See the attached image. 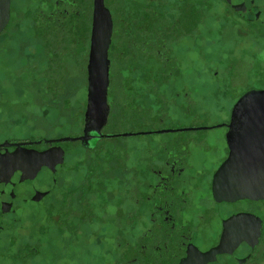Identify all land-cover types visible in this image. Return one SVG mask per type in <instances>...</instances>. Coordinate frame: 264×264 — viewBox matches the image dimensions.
Masks as SVG:
<instances>
[{
  "label": "flooded vegetation",
  "instance_id": "flooded-vegetation-1",
  "mask_svg": "<svg viewBox=\"0 0 264 264\" xmlns=\"http://www.w3.org/2000/svg\"><path fill=\"white\" fill-rule=\"evenodd\" d=\"M102 1L108 112L85 141L61 138L85 134L95 0L0 10V264H264V194L252 193L264 163L252 114L233 112L264 89V0ZM206 23L231 45L207 69ZM77 56L83 84L66 67ZM16 65L29 95L1 90ZM205 72L231 103L224 114L201 107Z\"/></svg>",
  "mask_w": 264,
  "mask_h": 264
},
{
  "label": "water",
  "instance_id": "water-1",
  "mask_svg": "<svg viewBox=\"0 0 264 264\" xmlns=\"http://www.w3.org/2000/svg\"><path fill=\"white\" fill-rule=\"evenodd\" d=\"M4 7L8 11L9 0H5L4 3L3 0H0V10ZM7 16V12L4 16L0 15V28L6 23ZM92 32V46L87 65L88 105L84 127L85 134L80 137L67 136L61 138V140L80 138L85 141L90 127L93 128L96 122L98 123L97 127H100L106 120L108 112L106 98L110 64L108 46L111 41L112 21L110 13L104 7L102 0H95ZM233 112L252 114V117L249 119L253 122V160L264 163V139L262 145L258 142L259 137L263 136L264 138V89H252L246 92L234 105ZM257 174V171L254 169V176ZM252 193L253 195L264 194V182H260L259 184L253 182Z\"/></svg>",
  "mask_w": 264,
  "mask_h": 264
},
{
  "label": "rangeland",
  "instance_id": "rangeland-1",
  "mask_svg": "<svg viewBox=\"0 0 264 264\" xmlns=\"http://www.w3.org/2000/svg\"><path fill=\"white\" fill-rule=\"evenodd\" d=\"M214 24V23H213ZM212 23H206V25L208 27H211L212 29V36L214 39L217 38V35L215 33V28L217 25H213ZM207 34V33H206ZM228 37L229 34L226 35V39H224V35H222L221 39H216L215 42H212L210 40V42H206L205 46H204V55H199L198 56V60L197 63L200 64L203 61V64L205 65V69L208 68L209 64L214 63L215 59L217 58V62H221V63H228L229 62V58L230 55L228 54L227 50L231 47L229 41H228ZM192 47L194 46L193 44H191ZM21 49V48H20ZM180 50H182L183 52H185L184 50V46H180L179 47ZM193 56L197 57L196 52L193 50ZM24 53V51H23ZM40 57V61H43L42 58L46 59L45 57L42 56V54H39ZM186 56H181V58H185ZM66 67H67V71H70L71 75H74L75 80L77 81V84H83L85 77H86V72L85 69L81 68V64H80V57H76L74 61L72 57H66ZM220 59V60H219ZM21 63H25V60L20 61ZM185 63V61H184ZM20 66V67H18ZM84 66V64H83ZM14 68L17 70L15 72L14 69V73L17 76L18 80L16 81V78H9L10 80L8 81V83H4V81L2 80V86H1V90H7L10 94L9 95H16V92L18 91L17 88L21 86L20 83V71L23 66L22 65H16L14 66ZM254 73V71H253ZM207 72H205V77H204V82L203 84H205V98L203 103H201V107L205 112H208L211 116H217L220 114H224V112L227 111L228 106L231 105L228 97H225L219 90H217L216 92L214 91L215 87H213L210 83H209V79L206 76ZM23 84V83H22ZM23 88H24V92L22 95H29V89L27 88L25 90V86L23 84ZM241 89H237L236 91L239 93ZM4 92H2L3 94ZM44 94V91H43ZM78 96H83V92H78L77 93ZM45 94H44V98H45ZM45 101L47 102V100L45 99ZM45 102V103H46ZM79 105V104H78ZM55 112H50L49 114H47V110H45L44 112V118H45V125L46 128L49 129L48 132H52V134H56V128L53 125V123L55 122V118H56V114H54ZM68 119L65 117L63 119H61L60 117V122L61 125H65L68 122ZM56 132V133H54ZM129 139H141L144 140L147 137H140V138H135V137H128Z\"/></svg>",
  "mask_w": 264,
  "mask_h": 264
}]
</instances>
